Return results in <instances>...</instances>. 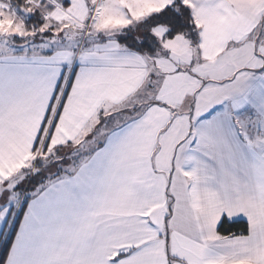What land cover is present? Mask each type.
I'll use <instances>...</instances> for the list:
<instances>
[{
  "label": "snow or ice",
  "instance_id": "1",
  "mask_svg": "<svg viewBox=\"0 0 264 264\" xmlns=\"http://www.w3.org/2000/svg\"><path fill=\"white\" fill-rule=\"evenodd\" d=\"M0 244L264 264V0H0Z\"/></svg>",
  "mask_w": 264,
  "mask_h": 264
},
{
  "label": "trees",
  "instance_id": "2",
  "mask_svg": "<svg viewBox=\"0 0 264 264\" xmlns=\"http://www.w3.org/2000/svg\"><path fill=\"white\" fill-rule=\"evenodd\" d=\"M225 230H231V231H238L240 227H242V225H225ZM3 250H1L2 252Z\"/></svg>",
  "mask_w": 264,
  "mask_h": 264
},
{
  "label": "rangeland",
  "instance_id": "3",
  "mask_svg": "<svg viewBox=\"0 0 264 264\" xmlns=\"http://www.w3.org/2000/svg\"><path fill=\"white\" fill-rule=\"evenodd\" d=\"M3 244H0V252H1V250H3Z\"/></svg>",
  "mask_w": 264,
  "mask_h": 264
},
{
  "label": "built area",
  "instance_id": "4",
  "mask_svg": "<svg viewBox=\"0 0 264 264\" xmlns=\"http://www.w3.org/2000/svg\"><path fill=\"white\" fill-rule=\"evenodd\" d=\"M3 248V247H2Z\"/></svg>",
  "mask_w": 264,
  "mask_h": 264
}]
</instances>
